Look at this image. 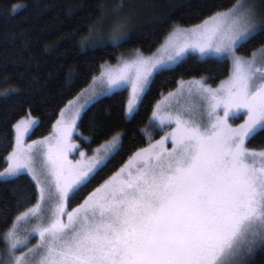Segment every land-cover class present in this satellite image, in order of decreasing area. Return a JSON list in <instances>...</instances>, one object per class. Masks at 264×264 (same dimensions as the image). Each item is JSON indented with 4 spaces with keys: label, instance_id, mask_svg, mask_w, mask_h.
<instances>
[{
    "label": "snow or ice",
    "instance_id": "snow-or-ice-1",
    "mask_svg": "<svg viewBox=\"0 0 264 264\" xmlns=\"http://www.w3.org/2000/svg\"><path fill=\"white\" fill-rule=\"evenodd\" d=\"M258 38H264V11L235 0L198 24L173 25L157 50L166 56L135 49L116 67L102 64L88 88L60 110L51 135L25 146L19 133L37 121H20L0 182L29 176L35 191L26 202L35 203L18 204L24 210L10 225L0 214L6 226L0 264H253L257 251L264 252V149L249 147L264 136V43L239 53ZM130 39L121 20L92 50ZM191 56L230 62L227 79L215 87L211 75L180 81L152 109L149 123L164 133L160 139L149 137L147 147L71 207L124 150L121 133L91 155L81 150L73 137L82 114L102 97L130 89L125 117L134 119L155 76ZM72 152L79 159H69Z\"/></svg>",
    "mask_w": 264,
    "mask_h": 264
},
{
    "label": "trees",
    "instance_id": "trees-1",
    "mask_svg": "<svg viewBox=\"0 0 264 264\" xmlns=\"http://www.w3.org/2000/svg\"><path fill=\"white\" fill-rule=\"evenodd\" d=\"M124 1L0 0V171L7 166L5 158L14 146V126L18 120L32 115L38 119V124L29 137L47 136L60 110L89 86L102 64L115 63L123 52L131 49L152 53L163 43L173 25L198 24L218 11L227 10L235 2L146 0L149 15L133 22L128 43L119 48L92 50V31L108 10H118ZM254 2L264 11V0ZM13 5L22 7L13 12ZM261 43L264 38H258L240 54L249 55ZM230 69V62H205L198 56L186 58L174 70L155 76L134 119L125 117L127 90H117L90 105L78 121L79 134L90 138V146H97L121 132L124 150L71 207L82 202L134 152L146 146L153 107L180 80L211 75L215 79L209 82L216 85L228 77ZM249 147L264 149V136H258ZM34 191V182L27 175L0 182V214L8 216L9 225L19 211L35 203L34 199L26 202ZM20 203L24 207L18 210ZM5 227L0 219V230ZM253 264H264V252L257 251Z\"/></svg>",
    "mask_w": 264,
    "mask_h": 264
},
{
    "label": "rangeland",
    "instance_id": "rangeland-1",
    "mask_svg": "<svg viewBox=\"0 0 264 264\" xmlns=\"http://www.w3.org/2000/svg\"><path fill=\"white\" fill-rule=\"evenodd\" d=\"M247 3H251L253 5L256 6L254 0H246ZM257 7V6H256ZM257 9L259 11H263L261 9H259L257 7ZM147 11V3H146V0H126L124 1L122 4H121V7L116 10V11H107L106 14L104 15L102 21L98 24V26H96L95 30L92 31V35H91V39H93V43L96 42L98 39L100 38H107L109 35H110V32H111V29L113 27V25L117 24L118 22H120L121 20H123L126 24V31L128 32V34L130 33V30L132 29V25H133V22H137V21H140L141 18L147 14L149 15V13H146ZM185 27H190V26H185ZM167 37V36H166ZM165 41V39H164ZM163 41V43H164ZM92 43V44H93ZM163 43L152 53H144L145 56H151L153 54H155L156 56H166V54L163 52V51H157L158 49L161 48V46L163 45ZM133 50L135 49H131V50H127L125 52H123L120 57L118 58V60L111 64L112 66L116 67L118 65V61L121 57L123 56H126L127 53H130L132 52ZM240 54V53H239ZM241 55V54H240ZM108 64V63H107ZM201 77H191V78H186V79H182L183 81H188V80H193V79H200ZM227 79V77L225 78ZM180 80V81H182ZM224 80V79H223ZM179 84V83H178ZM219 84V83H218ZM218 84H212L213 87L217 86ZM178 85L172 89L171 91L169 92H175L176 89H177ZM88 88V87H87ZM128 92V98L130 96V89L127 90ZM168 92V93H169ZM168 93L164 94L159 101H161L164 97H166L168 95ZM158 101V102H159ZM29 118L31 119H34L37 121V123L35 125H33L31 128H29V130L27 132H25L24 130H21V132L19 133L20 137H21V140L23 142V144L25 146H27L28 144H31L32 141L34 140H40V139H43L44 137H41V138H35V139H31L29 137V135L31 134V132L33 131L34 127L38 124V119L33 117L32 115H26L24 116L23 118H21L20 120H18L15 124V126L22 120H28ZM60 118V115L58 117V119ZM79 121V120H78ZM78 121H77V124H78ZM242 120H237L235 121V123H241ZM56 123V122H55ZM54 123V124H55ZM150 125V124H149ZM14 126V130H15V141H14V145H15V142H16V137H17V131H16V128ZM77 132H78V127H77ZM53 133V127H52V130L51 132L47 135H51ZM79 133V132H78ZM119 133V132H118ZM121 133V132H120ZM164 133L162 131H159V130H153L151 128V133L148 134V139L149 137L152 138V141L154 142L155 140H158L160 139V137L163 135ZM82 137H86V136H81L79 135V137H77V135L74 134V142L79 144L81 146V150L83 151H86L88 152L89 155L92 154V150H94L95 148L99 147L100 145H97V146H90L89 145V142L90 140L86 141V140H83ZM122 139H123V136H122ZM148 143H149V140H148ZM148 143L146 144V146L144 147H147L148 146ZM103 144V143H102ZM143 147V148H144ZM69 159L75 161L77 159H79V153L78 152H72V153H69ZM7 167V166H6ZM3 171V170H2ZM75 207V206H74ZM37 242V238H31V245H34L35 243ZM30 245V246H31Z\"/></svg>",
    "mask_w": 264,
    "mask_h": 264
}]
</instances>
